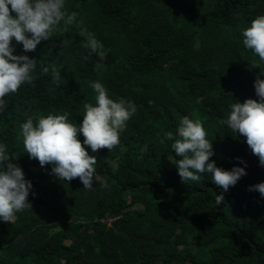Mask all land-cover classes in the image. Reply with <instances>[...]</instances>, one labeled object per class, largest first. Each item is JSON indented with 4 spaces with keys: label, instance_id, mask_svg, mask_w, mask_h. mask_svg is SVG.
I'll return each instance as SVG.
<instances>
[{
    "label": "trees",
    "instance_id": "16d2710c",
    "mask_svg": "<svg viewBox=\"0 0 264 264\" xmlns=\"http://www.w3.org/2000/svg\"><path fill=\"white\" fill-rule=\"evenodd\" d=\"M66 8L107 55L100 61L84 48L74 25L31 52L12 40L13 55L37 60V78L4 98L0 144L32 184L31 208L15 223L0 221V264H264V197L249 191L264 182V166L222 123L231 103L258 99L254 80L264 62L244 47L242 31L264 14V0H66ZM96 81L137 110L111 151L84 146L97 160L86 189L30 158L20 124L65 111L79 124ZM185 115L202 121L210 162L245 168L226 192L208 173L199 182L179 177L164 137Z\"/></svg>",
    "mask_w": 264,
    "mask_h": 264
},
{
    "label": "clouds",
    "instance_id": "9594fccd",
    "mask_svg": "<svg viewBox=\"0 0 264 264\" xmlns=\"http://www.w3.org/2000/svg\"><path fill=\"white\" fill-rule=\"evenodd\" d=\"M77 17V12L67 10L66 0H0V113L7 107L4 98L8 94L16 93L24 84L32 85L37 78V60L27 55H13V39L23 45L25 52H31L42 41L51 39L58 32H67L74 25L83 38L82 46L100 61L106 58L103 43L82 21L78 22ZM242 38L244 47L264 62V14L256 16L250 26L243 29ZM103 67L102 63L94 66L96 70ZM253 67L258 68L259 64ZM48 72V67L42 68V74ZM52 76L54 80L60 79L55 68ZM261 77H264V71H259L254 80L258 99L231 103L222 123L246 138L252 154L264 166V79ZM90 87L95 92L94 103L83 104L79 124L70 122L66 111L46 116L38 114L35 122L28 117L20 124V136L30 158L36 159L41 167L52 165L51 174L56 179L71 181L78 178L86 189L93 186L97 160L84 146L93 153L101 149L111 151L119 145L120 133L137 110L129 101L110 98L107 89L98 81L92 82ZM203 99L199 97L196 103L200 104ZM80 134L82 143L78 139ZM206 137L202 121L185 115L180 118L175 133H165L164 139L172 142L171 148L179 158L174 164L183 182H199L201 174L208 173L214 184L226 192L246 175L245 168L234 166L224 170L214 161L210 162L214 152ZM13 160L6 145L0 144V221L4 223H15L17 212L31 208L28 196L32 184ZM252 190L264 197V182L251 186L249 191ZM222 202L223 195H216L215 203Z\"/></svg>",
    "mask_w": 264,
    "mask_h": 264
}]
</instances>
